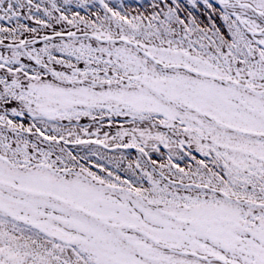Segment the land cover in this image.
Instances as JSON below:
<instances>
[{
	"label": "snow or ice",
	"instance_id": "snow-or-ice-1",
	"mask_svg": "<svg viewBox=\"0 0 264 264\" xmlns=\"http://www.w3.org/2000/svg\"><path fill=\"white\" fill-rule=\"evenodd\" d=\"M0 264H264V0H0Z\"/></svg>",
	"mask_w": 264,
	"mask_h": 264
},
{
	"label": "rangeland",
	"instance_id": "rangeland-1",
	"mask_svg": "<svg viewBox=\"0 0 264 264\" xmlns=\"http://www.w3.org/2000/svg\"><path fill=\"white\" fill-rule=\"evenodd\" d=\"M81 123H83V124H87L88 121L85 119V120L81 121ZM105 130H107V128H106ZM132 151H133V155H135V150H132Z\"/></svg>",
	"mask_w": 264,
	"mask_h": 264
}]
</instances>
